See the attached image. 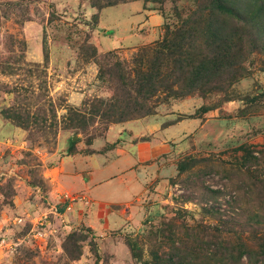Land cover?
I'll return each instance as SVG.
<instances>
[{
	"label": "rangeland",
	"instance_id": "1",
	"mask_svg": "<svg viewBox=\"0 0 264 264\" xmlns=\"http://www.w3.org/2000/svg\"><path fill=\"white\" fill-rule=\"evenodd\" d=\"M95 1L0 0V264H264V0ZM180 25L183 80L137 95ZM121 142L113 198L65 171Z\"/></svg>",
	"mask_w": 264,
	"mask_h": 264
},
{
	"label": "trees",
	"instance_id": "2",
	"mask_svg": "<svg viewBox=\"0 0 264 264\" xmlns=\"http://www.w3.org/2000/svg\"><path fill=\"white\" fill-rule=\"evenodd\" d=\"M105 1L106 2L104 3L102 0H96L94 4L95 6L102 8L106 4H113L119 0ZM219 9L224 10V5H219ZM183 27V25H180L177 29L169 31L163 39L158 42L157 46H155L152 51L150 50L153 55L152 57L148 58V52L146 49L141 52L142 54H140V57L137 58L140 63V68L138 70L139 76L137 80L131 84L135 86L137 95L144 94L145 92L149 93L150 90L152 92L153 87L156 84H159L162 87V85L165 84L164 82H167V80L169 83L167 82L168 85L166 89L172 90L173 83H179L181 82L180 80H183L181 70H178V68L179 66H182L187 58H189L187 55L190 51L189 42L185 41L186 37ZM215 39H222V41H226L225 32H215ZM215 41L219 43L218 40ZM219 44H217L216 47L218 49L222 48ZM218 56L225 57L222 53L218 54ZM119 78L124 80L123 74L120 73ZM171 81L173 82L170 84Z\"/></svg>",
	"mask_w": 264,
	"mask_h": 264
},
{
	"label": "crops",
	"instance_id": "3",
	"mask_svg": "<svg viewBox=\"0 0 264 264\" xmlns=\"http://www.w3.org/2000/svg\"><path fill=\"white\" fill-rule=\"evenodd\" d=\"M151 18V17H150ZM153 19V17L151 18ZM119 126H123L122 124H119ZM116 127V126H115ZM121 142L119 144V147H117L114 151L115 154H98V155H92L87 157V161H80L81 159H77L75 161V157L71 156L68 157L65 162H69V167L65 169V171L68 172V176L74 178V180H81V183L88 188L90 192H94L95 194H98L97 192L101 193L103 192L104 197H109L110 199L113 198L112 192H108L109 189H112L113 187L118 188V191H121V186L125 187V189H128V186L124 183V179L127 178L128 173H121L118 174V176L110 177V169H115L116 171L123 169L125 162L127 161V156L125 155L124 145L122 146ZM138 153H140L138 151ZM113 155L118 156H125V158L122 157V160L118 161L115 158L111 157ZM62 165H64V162H60V167L62 168ZM78 170H77V169ZM117 171V172H118ZM64 170L59 173L62 176H65ZM82 185V184H81ZM128 192H123L121 196L117 195L118 198H126ZM106 195V196H105Z\"/></svg>",
	"mask_w": 264,
	"mask_h": 264
}]
</instances>
